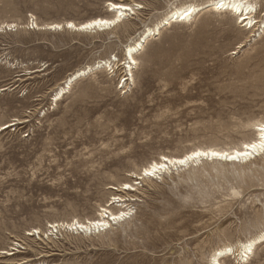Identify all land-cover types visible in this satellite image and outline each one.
I'll return each mask as SVG.
<instances>
[{
    "label": "rangeland",
    "instance_id": "374dc122",
    "mask_svg": "<svg viewBox=\"0 0 264 264\" xmlns=\"http://www.w3.org/2000/svg\"><path fill=\"white\" fill-rule=\"evenodd\" d=\"M113 1L0 0V128L21 122L0 131V264H210L264 233V151L135 177L161 156L256 137L264 0H249L252 29L212 9L164 27L136 56L133 79L127 46L172 9L210 0H124L143 8L103 32L44 27L111 18ZM107 60L56 101L71 75ZM106 205L127 218L101 232L67 226ZM238 261L221 264H264V242Z\"/></svg>",
    "mask_w": 264,
    "mask_h": 264
},
{
    "label": "bare ground",
    "instance_id": "6f19581e",
    "mask_svg": "<svg viewBox=\"0 0 264 264\" xmlns=\"http://www.w3.org/2000/svg\"><path fill=\"white\" fill-rule=\"evenodd\" d=\"M112 1V0H111ZM124 0H114L113 2H109V12L113 14L111 18H96L92 20H88L81 24H75L72 21H67L64 24L61 23H53L44 25L46 29L49 30H63L65 27L66 29H73L77 32H86V31H106L111 30V28L115 27L117 24H119L123 18H126L130 14H134V7H138V9L143 8L140 4L136 3L135 5L131 6L128 4L123 3ZM226 4L229 5H236L237 7L235 10L232 7H226V8H217L216 5L220 3V0H210L209 2L203 4V5H185L181 7H176L172 9L163 19L162 21L157 24L154 28H148L145 30L139 37L134 41V43L127 46L125 50V57L128 60V78L130 76L131 79H133V65H137L136 56L144 50L145 44L151 40V38L160 35L161 29H163L166 26H170L174 22H187L189 20H192L193 17H195L198 13L207 10L212 9L214 11H230L232 14H235L238 16V21H240L242 24L246 23V27L249 29H252L256 24V18L255 14L257 12L256 5L252 3L249 0H225ZM134 3V2H133ZM112 4H119L122 7L114 9L112 7ZM190 10V11H189ZM189 12L187 16H185L183 19H181V16H183L184 12ZM106 22V23H105ZM264 24V21H263ZM34 29H43L44 27H39L37 23L34 24ZM9 27L11 25H8ZM118 26V25H117ZM14 27V26H13ZM254 30V29H253ZM243 46H240L242 48ZM116 60V59H114ZM113 60V61H114ZM112 60L107 61H101L98 62L94 66H88L85 69H81L78 72L71 75L64 83V86L60 88V90L56 94V101L64 98V96L67 94V92L71 89L72 85L76 83L77 81L81 80L82 78L89 76L94 71L98 70L102 67H110L113 65ZM135 61V63H133ZM104 69V68H103ZM102 70V69H101ZM113 70V69H112ZM126 78V81L129 79ZM127 84V83H126ZM127 86V85H126ZM124 86V87H126ZM7 90V89H6ZM15 121L17 123L15 124ZM21 123L20 120H14V122H11L9 124H5L1 126L0 131L4 130L5 128L10 129L11 127ZM264 127V122H259L255 124V130L257 132L256 137L250 141H246L242 143L239 147L234 148L232 150H220L216 148H206L201 149L197 148L195 150L190 151L189 153L185 154L182 157H167V156H161L159 158V161L152 162L148 167H145L141 170L140 174H137L135 177H137L138 180H143L146 177H156L161 176L164 172H169L172 170V168H176L178 170V167H190L191 165H198L199 163L203 162V160L207 161H225V162H246L248 159H252V157L256 158L262 152L264 149L257 147L256 149H252L251 147H245V145H251V144H260L261 136L264 135V133H261L260 129ZM6 131V130H5ZM196 153H201V155H196ZM237 153H241V155H237ZM243 153H247V155H243ZM229 157H235V158H229ZM155 165V170H153V166ZM163 165V167H161ZM145 171L152 172L151 175H145ZM133 177V176H132ZM153 177V178H154ZM128 184V183H127ZM125 185V184H124ZM130 185V184H128ZM124 188V186H123ZM130 191H134V186L130 185L128 188ZM119 191V190H117ZM122 191V189L120 190ZM117 194V193H116ZM121 197V196H120ZM120 197L114 198L115 202H121L122 199ZM113 202V201H112ZM114 203H111L112 205ZM119 204V203H118ZM107 206V205H106ZM128 213L125 211H119V212H113L109 209V206L107 207H101L97 218L94 220H87L86 222L82 223L78 220H74L72 223L67 224V226L71 227L73 230L82 231L84 233H92L94 232H101L105 231L109 228H111L113 223H116L118 221H122L125 218H127ZM55 226V225H54ZM60 226V225H59ZM64 226V224H63ZM54 228V227H53ZM264 242V233L260 236L251 239L247 242H244L240 244L239 247H233V246H226L224 248H220L216 253L212 256L210 260V264H221V259L228 255H236L239 258V261H245L247 262L251 255L254 254V250L256 247ZM13 251V250H12ZM11 254V253H10ZM238 261V262H239Z\"/></svg>",
    "mask_w": 264,
    "mask_h": 264
},
{
    "label": "snow or ice",
    "instance_id": "6c2138e0",
    "mask_svg": "<svg viewBox=\"0 0 264 264\" xmlns=\"http://www.w3.org/2000/svg\"><path fill=\"white\" fill-rule=\"evenodd\" d=\"M112 7L114 9H117V8H120L122 7L121 5L119 4H112ZM216 7L219 9V8H226V7H232L234 10L235 8L237 7L236 5H229V4H226L225 0H220V3H218L216 5ZM190 11V10H189ZM189 14V12H184L183 16H181V19H183L185 16H187ZM106 23V22H105ZM133 63H135V61H133ZM261 133H264V127H262L260 129ZM261 143L260 144H251V145H245V147H251L252 149H256L257 147H260L262 149H264V135L261 136ZM196 155H201V153H196ZM237 155H241V153H237ZM243 155H247V153H243ZM229 158H235V157H229ZM161 167H163V165H161ZM153 170H155V165L153 166ZM152 172H149V171H145V175H151ZM125 188H128L130 187V185L128 184H125L124 185Z\"/></svg>",
    "mask_w": 264,
    "mask_h": 264
},
{
    "label": "water",
    "instance_id": "95a60500",
    "mask_svg": "<svg viewBox=\"0 0 264 264\" xmlns=\"http://www.w3.org/2000/svg\"><path fill=\"white\" fill-rule=\"evenodd\" d=\"M28 74H30V73H28ZM25 75H27V73H22L21 75H19V77H20V76H25ZM19 77H18V78H19ZM7 90H9V88H7Z\"/></svg>",
    "mask_w": 264,
    "mask_h": 264
}]
</instances>
